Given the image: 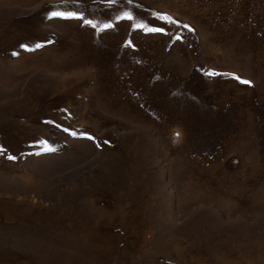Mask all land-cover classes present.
Returning <instances> with one entry per match:
<instances>
[{
    "label": "rangeland",
    "instance_id": "obj_1",
    "mask_svg": "<svg viewBox=\"0 0 264 264\" xmlns=\"http://www.w3.org/2000/svg\"><path fill=\"white\" fill-rule=\"evenodd\" d=\"M0 264H264V0H0Z\"/></svg>",
    "mask_w": 264,
    "mask_h": 264
},
{
    "label": "snow or ice",
    "instance_id": "obj_2",
    "mask_svg": "<svg viewBox=\"0 0 264 264\" xmlns=\"http://www.w3.org/2000/svg\"><path fill=\"white\" fill-rule=\"evenodd\" d=\"M50 15H51L52 17H64V16H65V13H63V12H59V11H53V12L50 13ZM67 15H68V16H71L72 13H68ZM162 18L171 21V17L164 16V17H162ZM129 19H131V17H129ZM172 22H175V21H172ZM105 27H107V25H106ZM138 27H139V25H138ZM184 27L188 28V25H184ZM189 30H191V29L189 28ZM149 31H161V29H149ZM178 38H179V37H178ZM49 42H51V41H49ZM22 47H23V46H22ZM36 47L39 48V47H41V45H40V44H37ZM207 75L211 76V75H214V73H212V72H208ZM235 78H236L237 80H239L240 83H243V84H245V85H249V86L251 85V81H248V80H240L239 77H235ZM176 135L178 136L179 133H177ZM89 139H92V137H89ZM105 143H107V141H105ZM14 158H15V157H9V159H14Z\"/></svg>",
    "mask_w": 264,
    "mask_h": 264
}]
</instances>
